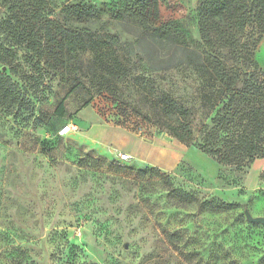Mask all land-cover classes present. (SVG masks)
I'll return each instance as SVG.
<instances>
[{"label":"rangeland","instance_id":"obj_1","mask_svg":"<svg viewBox=\"0 0 264 264\" xmlns=\"http://www.w3.org/2000/svg\"><path fill=\"white\" fill-rule=\"evenodd\" d=\"M77 1L45 2L83 40L68 50V76L33 66L25 49L0 65L23 103L0 102V264H264V224L245 214L264 216V166L220 165L170 135L156 101L195 103L194 73L168 66L172 49L152 41L154 26L127 0H84L99 18L67 17ZM163 1L174 29L206 51L201 0ZM256 56L264 70V38ZM65 125L77 130L60 134ZM89 128L114 147L87 139Z\"/></svg>","mask_w":264,"mask_h":264},{"label":"trees","instance_id":"obj_2","mask_svg":"<svg viewBox=\"0 0 264 264\" xmlns=\"http://www.w3.org/2000/svg\"><path fill=\"white\" fill-rule=\"evenodd\" d=\"M2 1L8 5V15L0 26L7 31L9 42L0 40V65H9L16 50L25 49L33 66L68 76L67 53L71 45L83 42L80 33L50 17L46 0ZM127 1L154 26L152 41L172 49L165 60L168 66L190 70L199 83L195 103L164 93L156 101L162 113L156 122L220 165L241 170L264 158V70L256 56L264 38V0H201L198 25L206 51L192 47L174 29L163 0ZM63 12L77 19L100 16L84 0L65 5ZM110 72L116 73L118 68ZM0 102L23 104L2 72ZM57 114L65 115L64 102L58 105ZM260 176L264 178V170ZM173 192L182 199L193 198L180 189ZM202 204L216 210L240 206L228 201Z\"/></svg>","mask_w":264,"mask_h":264},{"label":"crops","instance_id":"obj_3","mask_svg":"<svg viewBox=\"0 0 264 264\" xmlns=\"http://www.w3.org/2000/svg\"><path fill=\"white\" fill-rule=\"evenodd\" d=\"M71 127H73L74 129L73 130H77V126H74V125H70ZM72 130V131H73ZM96 130V129H95ZM125 131V130H124ZM134 134V133H132ZM136 135V134H134ZM137 136V135H136ZM87 139L93 141L94 143H99V144H104V145H109L111 147H114L111 145L110 141L108 140V138L106 136H104V130L103 129H100L99 131H95L92 129V128H89L88 129V132H87ZM144 139V138H143ZM146 140V139H145ZM154 141V140H153ZM182 144V143H180ZM117 148V147H115ZM125 151V150H124ZM127 152V151H125ZM128 153V152H127ZM129 154V153H128ZM133 158V157H132ZM144 161V160H143ZM257 162H259V164L257 163V165H260V169L264 166V158L262 159H259Z\"/></svg>","mask_w":264,"mask_h":264},{"label":"built area","instance_id":"obj_4","mask_svg":"<svg viewBox=\"0 0 264 264\" xmlns=\"http://www.w3.org/2000/svg\"><path fill=\"white\" fill-rule=\"evenodd\" d=\"M74 128L71 127L70 125H66L64 128L61 129L60 134H66L69 131H72ZM119 159L122 161H129L132 159V156L128 153H120L119 154Z\"/></svg>","mask_w":264,"mask_h":264},{"label":"water","instance_id":"obj_5","mask_svg":"<svg viewBox=\"0 0 264 264\" xmlns=\"http://www.w3.org/2000/svg\"><path fill=\"white\" fill-rule=\"evenodd\" d=\"M245 214L249 221L264 224V216H253L248 210L245 211Z\"/></svg>","mask_w":264,"mask_h":264}]
</instances>
